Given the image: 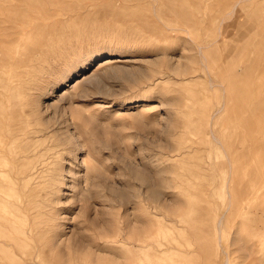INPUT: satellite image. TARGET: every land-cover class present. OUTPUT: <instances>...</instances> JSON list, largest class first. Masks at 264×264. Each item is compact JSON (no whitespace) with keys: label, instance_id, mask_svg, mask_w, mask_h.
<instances>
[{"label":"rangeland","instance_id":"obj_1","mask_svg":"<svg viewBox=\"0 0 264 264\" xmlns=\"http://www.w3.org/2000/svg\"><path fill=\"white\" fill-rule=\"evenodd\" d=\"M2 63L37 264H264V0H0Z\"/></svg>","mask_w":264,"mask_h":264},{"label":"bare ground","instance_id":"obj_2","mask_svg":"<svg viewBox=\"0 0 264 264\" xmlns=\"http://www.w3.org/2000/svg\"><path fill=\"white\" fill-rule=\"evenodd\" d=\"M1 39L4 40V37H1ZM1 60L4 62L3 58ZM3 65L2 63L0 66ZM7 93V84L3 73L0 71V178H2L3 175H9L10 173L8 170L10 169L12 171L18 169V173L15 176L17 181L33 184L37 177L35 176L36 172H33L34 159L40 148H38V144V146L35 144L37 142L33 141L32 136L35 133L42 132V130H29L25 122V116L15 109L13 105L9 104ZM215 139L217 138L215 137ZM43 158L39 160L36 166L41 167V165L44 164V162H42ZM14 178L11 179V182L14 181ZM27 184L24 185L23 189L28 194H34L33 187L29 190L25 189ZM1 192L4 195L11 194L10 201L16 200L15 188H13V186ZM2 205L3 203L0 200V208ZM27 207L31 213L29 219L19 218L13 215L12 209L5 210L4 214L0 212V252L4 257V259L1 260L0 255V264H37L35 261L36 254L31 250L30 245L26 241V237H28L29 234H33V231L37 230L38 226L42 223L38 221V210L41 208V204L40 201H37L35 204L28 202ZM117 230L120 231V229ZM124 232L125 235L123 236L122 242L128 245L131 239H133V236L130 235L131 232H129L127 226H124ZM120 235L121 233L119 232L113 234L115 238H118ZM140 246L141 245H138L134 248H141ZM14 249L17 252H15ZM129 256L131 257L130 254L126 255V258Z\"/></svg>","mask_w":264,"mask_h":264}]
</instances>
